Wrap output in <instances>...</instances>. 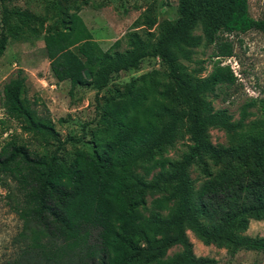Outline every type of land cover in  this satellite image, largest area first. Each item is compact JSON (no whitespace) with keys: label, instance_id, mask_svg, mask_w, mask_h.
<instances>
[{"label":"trees","instance_id":"trees-1","mask_svg":"<svg viewBox=\"0 0 264 264\" xmlns=\"http://www.w3.org/2000/svg\"><path fill=\"white\" fill-rule=\"evenodd\" d=\"M20 16L23 24L28 21ZM200 18L214 60L205 79L193 77L178 62L189 61L199 44L192 32ZM26 27V35H20L17 26L2 19L0 58L8 35L38 39L51 77L67 82L70 93L90 88L98 100L112 74L134 69L144 58L159 60L166 82L154 70L138 77L130 93L110 97L102 107L112 134L94 130L90 149L72 145L69 150L67 144L82 142L81 136L62 140L49 120L36 115L25 97L24 71L17 69L3 84V115L37 145L32 148L16 134L0 141V189L20 224L14 258L0 264H217L193 255L185 227L204 243L227 244L231 256L244 249L264 258V239L232 233L244 229L248 219L264 220V117L240 131L255 100L231 122L226 111H213L203 98L214 87L227 95L237 83L230 67L221 64L234 56L227 36L264 33V19L250 15L249 0H178L177 16L164 33L149 44L133 34V51L126 56L113 51L118 41L102 50L78 12L68 16L66 28L55 32L40 36ZM260 104L264 112V101ZM209 127L237 136L235 147L212 146L206 136ZM183 137L190 144L178 161L160 156ZM205 155L214 163H228L215 175L204 164L205 179L195 191L187 169ZM155 168L170 187L169 196L156 200V206L174 200V210L166 218L153 215L145 222L144 198L156 186L145 179ZM201 218L215 225L206 226ZM172 245L182 248L181 255L164 259Z\"/></svg>","mask_w":264,"mask_h":264},{"label":"rangeland","instance_id":"rangeland-1","mask_svg":"<svg viewBox=\"0 0 264 264\" xmlns=\"http://www.w3.org/2000/svg\"><path fill=\"white\" fill-rule=\"evenodd\" d=\"M177 3L178 0H0V28L2 19L6 18L9 24L18 27L20 35H26L28 26L35 29L36 35L41 36L66 28L68 16L78 12L102 50L118 41L119 46L113 51L126 56L133 51V34L142 43L149 44L164 33L167 25L177 16ZM19 13L27 16L26 23L23 24L19 19ZM249 13L253 18L264 19V0H249ZM24 16L20 17L23 19ZM203 33V21L200 18L192 32L193 36L200 38L199 44L192 49L189 61L178 60L197 79L209 76L214 61L211 57L212 46ZM227 39L233 45L234 56L222 60L221 64L230 67L238 79L237 83L226 90L227 95L214 87L212 91H206L203 98L210 103L213 111H226L231 122L238 121L241 108L255 100V104L247 109L249 115L244 119L243 128L240 130L244 131L250 127L252 121L264 117L260 108V102L264 101V33L256 30L237 36L230 35ZM17 69H22L26 75L25 97L36 115L49 120L62 140L81 136L82 142L67 144L68 150L73 146L90 149L89 134L94 130L112 134L114 129L109 119L102 115V107L110 97L126 96L130 93L133 82L135 86L138 84V77L154 70L156 77L165 81L164 68L159 60L144 58L138 62L136 68L112 74L98 100L95 99L94 89L77 87L70 93L67 82H56L51 77L40 40H14L8 35L4 54L0 58V102L3 84L14 76ZM225 97L226 101L223 100ZM3 114L0 107V141L10 134H16L35 148L37 142L20 133L15 122L7 120ZM2 131L5 132L1 134ZM206 136L208 142L215 147L230 148L236 145L237 136L219 127H209ZM188 144L187 137L178 138L160 156L178 161L186 152ZM227 163L226 160L220 164L214 163L206 155L192 161L187 174L194 190L197 191L205 179L202 172L204 164L215 175ZM137 172L143 173L141 169ZM160 172L159 168H155L145 179L150 185L156 184L147 191L144 198L141 211L145 222L150 221L153 215L166 218L174 210V200L159 202L164 204L163 208L156 206V200L162 201L170 192L169 185L159 178ZM4 196L3 189H0V263L14 258L17 247L14 239L20 228L19 221L9 210ZM200 221L206 226L215 225L214 221L205 218ZM184 232L192 246V253L197 258L214 259L217 264H264V258L256 252L239 249L231 256L227 244L204 243L188 227L184 228ZM232 233L242 238L264 239V220L248 219L244 229L233 230ZM181 253V247L172 245L165 252L164 259H176Z\"/></svg>","mask_w":264,"mask_h":264}]
</instances>
